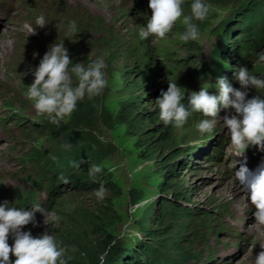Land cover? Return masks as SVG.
Returning a JSON list of instances; mask_svg holds the SVG:
<instances>
[{"label":"rangeland","instance_id":"obj_1","mask_svg":"<svg viewBox=\"0 0 264 264\" xmlns=\"http://www.w3.org/2000/svg\"><path fill=\"white\" fill-rule=\"evenodd\" d=\"M193 2L184 0V15ZM203 2L210 6L207 18L193 20L199 38L185 42L183 17L165 38L141 40L152 15L149 0H5V9L13 4L15 10L7 19L0 15V203L55 212L58 222L45 224L37 212L21 230L34 238L53 235L67 250V264H255L264 251V226L250 227L256 209L235 177L245 158L253 171L264 164V151L250 145L245 156L233 155L223 117L234 109L220 111L203 134L198 113L180 128L159 119L155 100L169 81L181 87L187 105L189 92L203 87L205 71L242 67L220 57L225 46L240 43L247 27L264 35V0ZM41 15L43 27L36 24ZM73 21L75 33L69 32ZM261 40L246 68L264 79ZM61 42L73 64L103 59L108 83L53 124L37 114L27 92L49 47ZM223 77L240 87L233 73ZM247 91L249 99L264 98V88ZM93 166L101 171L90 175ZM61 172L80 174L77 186L57 182ZM101 185L106 193L98 199ZM8 243L14 244L11 235Z\"/></svg>","mask_w":264,"mask_h":264},{"label":"clouds","instance_id":"obj_2","mask_svg":"<svg viewBox=\"0 0 264 264\" xmlns=\"http://www.w3.org/2000/svg\"><path fill=\"white\" fill-rule=\"evenodd\" d=\"M183 2L184 0H149L152 15L146 26L140 29L141 40L150 36L165 38L181 17L185 26L181 39L185 42L198 39L199 29L193 20H205L210 6L203 0H194L191 14L184 15L181 7ZM36 24L43 27L47 23L41 15ZM24 27L29 34H35V28L31 25L25 24ZM76 31V23L73 21L69 32ZM12 43L11 39L6 41L8 47ZM259 58L264 60V53H260ZM69 65H72L71 73L76 78L75 86L69 75ZM105 67L103 59H97L87 67L82 63L73 64L63 42L54 43L35 69V79L28 89L27 97L35 102L34 108L38 115H46L49 122L59 124L73 113L77 102L86 95L92 98L102 94L108 83ZM234 77L239 82V88H234L226 77H219L215 84L218 95L210 94L202 87L198 93L193 92L190 95L187 106L182 102L185 93H182L181 87L169 81L167 91L162 90L160 97L155 100L159 108V119L166 126L172 124L180 128L193 113H202L205 118L196 127L203 134L212 131L221 108L234 109L235 114L223 117L234 149L233 155L245 156L250 145L264 151V98L259 95L247 98L249 87L264 88V79L250 75L246 67L239 68ZM100 171L99 166H93L89 174L94 175ZM235 177L246 193V204L250 199L256 209L255 223L250 227L264 226V164L253 171L247 167L245 158L239 169L235 170ZM105 193L106 188L101 185L95 195L98 199H103ZM37 212L43 215L45 224L58 222L60 219L55 212H46L39 205L25 210L9 207L7 201L0 203V264H67L64 258L67 250L57 243L53 235L45 232L34 238L30 232L21 230L23 226L35 222ZM10 235L14 239L11 247L8 243ZM10 256H15V260L12 261ZM255 264H264V251L256 255Z\"/></svg>","mask_w":264,"mask_h":264},{"label":"trees","instance_id":"obj_3","mask_svg":"<svg viewBox=\"0 0 264 264\" xmlns=\"http://www.w3.org/2000/svg\"><path fill=\"white\" fill-rule=\"evenodd\" d=\"M261 24H262V27H264V20H263V19H261ZM238 25H241V26L247 25V21H245V24L237 22V27H238ZM253 30H254V31H253ZM243 32L246 33V34L244 35V37H246V38H248V39H253V40H255V45H257L259 42H261V41H262L261 39H262V37L264 36V35H263V29H262V28L258 29V28H255V27H247ZM235 40H236V39L233 40L234 43L236 42ZM231 43H232V42H231ZM234 46H235V45H234ZM234 46L231 47V49H232L231 51H232V52H233V48H234ZM71 174H72V173H71ZM78 175H80V174L74 175V177L77 178ZM83 178H85V177L83 176ZM113 251H114V250H113ZM114 253H117V248H115ZM168 264H171V262H169ZM172 264H173V263H172Z\"/></svg>","mask_w":264,"mask_h":264},{"label":"bare ground","instance_id":"obj_4","mask_svg":"<svg viewBox=\"0 0 264 264\" xmlns=\"http://www.w3.org/2000/svg\"><path fill=\"white\" fill-rule=\"evenodd\" d=\"M73 5H75L74 3H72ZM254 31V30H253ZM30 57V56H29Z\"/></svg>","mask_w":264,"mask_h":264}]
</instances>
